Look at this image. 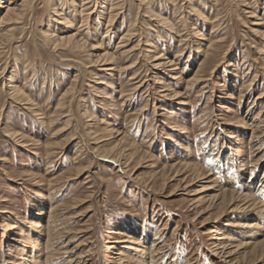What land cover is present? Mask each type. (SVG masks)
Instances as JSON below:
<instances>
[{
    "label": "rangeland",
    "instance_id": "rangeland-1",
    "mask_svg": "<svg viewBox=\"0 0 264 264\" xmlns=\"http://www.w3.org/2000/svg\"><path fill=\"white\" fill-rule=\"evenodd\" d=\"M61 1L73 28L58 30L59 14L28 0L35 12L7 25L13 34L1 45L0 264H69L71 256L73 264H137V252H156L153 240L162 249L152 264H239L251 247L231 261L216 243L240 237L242 211L221 201L225 189L243 191L233 175L244 170L257 187L264 178V0H150L148 8L112 0L120 16L108 32L97 0L84 15ZM202 13L216 16L215 26ZM49 23L51 32L81 30L86 45L53 59L43 43ZM106 51L118 60L92 61ZM13 69L18 97L8 88ZM78 72L67 122L68 102H59Z\"/></svg>",
    "mask_w": 264,
    "mask_h": 264
},
{
    "label": "bare ground",
    "instance_id": "bare-ground-1",
    "mask_svg": "<svg viewBox=\"0 0 264 264\" xmlns=\"http://www.w3.org/2000/svg\"><path fill=\"white\" fill-rule=\"evenodd\" d=\"M5 1V2H4ZM12 0H0V50L1 48H4L2 47L1 45L2 44H5V41L7 42H10V38H11V35L13 34L12 33V29H7V25L9 27V25L13 22H15V20H20L22 19V17L25 15L27 16L28 15H31L32 13L35 12V4H33L29 9L27 7V3H28V0H23L20 4H18L17 2H11ZM43 2H45V4H47L46 6H48V9H49V12L52 14H59L58 18L61 19V21L57 22V28L58 30H62L64 29L62 24L64 26L66 25H74L73 23V19L72 17L70 16L71 15V12H64L63 8H64V3L61 1V0H42ZM70 1V5L74 8L73 10L75 11H78L80 12L82 15H84V7L86 5H88L90 3V0H79L80 1V8L77 7V1L76 0H69ZM85 1V2H84ZM101 0H97V4L96 6H99V8L101 9L100 12H99V15L100 16H104V13H107V17H108V23H107V28H106V32L109 31V28L111 27V25L113 24L114 25V22L116 21V19L120 16V11H119V8H120V3H113L112 0H102L101 3H100ZM215 3L219 2V0H214ZM4 3H7V5H5ZM139 3L141 5H144L145 7H150V4H151V1L150 0H140ZM192 7L193 9L196 11H198L200 14L201 12L199 11V9L197 8V6L192 2ZM13 5V6H12ZM109 5H111V7L109 8ZM62 7V8H61ZM45 8V7H44ZM90 8V7H89ZM88 10V8H87ZM205 10V9H204ZM197 12V13H198ZM165 13V12H164ZM78 14V13H77ZM166 14V13H165ZM89 16H86V17H82V25H87L89 22V19L91 18L90 17V14H88ZM98 15V16H99ZM122 15V14H121ZM154 15V14H153ZM156 16V15H155ZM160 16V15H159ZM163 16V15H162ZM202 18H204V22L205 24L208 26V25H211V26H215L213 25V23L215 24L217 22L216 19V16L212 17V16H207V15H204L202 13ZM252 16V15H251ZM51 17V16H49ZM53 17V16H52ZM152 18V17H151ZM201 18V19H202ZM155 19V18H154ZM54 20V19H53ZM58 20V19H57ZM161 21H164L165 24H167L168 26H171L172 29H176L175 26L173 24H171L169 22V20L167 18H160ZM262 20V19H261ZM158 21V20H157ZM19 22V21H18ZM55 22V21H54ZM16 23V22H15ZM17 24V23H16ZM203 24V23H202ZM261 24V22H260ZM134 25V24H133ZM50 23L48 24V28L47 30H45L44 32V36H45V40L43 43H44V46L46 47V49L48 50L49 54L54 58V56L56 55H61L62 53L67 52V53H77L78 50L83 47V45H86L84 42L85 40L83 38H79V35H80V31L79 29L75 30L73 29V31H70L69 34H61V33H58V32H55V30L53 32H51V28H50ZM68 26V27H70ZM193 28L195 30L194 33H199L201 34V30L196 27L194 24L192 25ZM17 27V26H16ZM56 27V26H55ZM74 26H72L73 28ZM133 27V26H132ZM132 27H128V30H126L127 32L123 35V41H125L126 39L128 38H131L132 37V32H134V29ZM78 28V27H77ZM55 29V28H54ZM44 31V30H43ZM178 31V30H177ZM14 32V30H13ZM60 32V31H59ZM188 33V32H187ZM263 34V33H262ZM15 35V34H14ZM81 36V35H80ZM201 36V35H200ZM209 36V35H208ZM202 38H205L204 37V34H203V37ZM199 39V38H198ZM197 39V40H198ZM84 40V41H83ZM202 40V39H201ZM207 39H205L206 41ZM42 41V39H41ZM6 42V43H7ZM140 42V41H139ZM100 44V43H99ZM139 44V43H138ZM153 44V43H152ZM199 44V43H198ZM201 44V43H200ZM11 45V44H10ZM121 45V44H120ZM137 45V44H136ZM135 45V46H136ZM94 46L96 45H92L91 47L93 48ZM100 46V45H99ZM104 46V45H102ZM123 46V45H121ZM86 47V46H85ZM201 47V45L199 46V48ZM126 48V47H125ZM139 48V47H138ZM96 49V48H95ZM100 49V48H99ZM117 49V48H116ZM212 49V48H211ZM118 50V49H117ZM150 50V49H149ZM147 50V51H149ZM136 51V50H135ZM110 51H106L104 54H101L100 56H98L95 60L93 59L92 61L94 63H100V62H103V63H106L107 61H110V62H115L116 60H118L117 56L114 54V53H109ZM116 52V51H115ZM120 55L122 56V54L125 51H120ZM1 53V51H0ZM131 53V52H130ZM136 53V52H135ZM143 53V52H142ZM145 53V52H144ZM160 53V52H159ZM208 53V52H207ZM98 54V53H97ZM127 54V53H126ZM133 54V53H132ZM140 54V53H139ZM141 55V54H140ZM92 56V55H91ZM119 56V55H118ZM61 57V56H60ZM125 57V56H124ZM128 57V56H127ZM132 57V56H131ZM158 57L162 58L161 57V54L158 55ZM63 59L65 57H62ZM121 58V57H119ZM156 58V57H155ZM61 59V58H60ZM92 59V58H91ZM125 59V58H124ZM132 59V58H131ZM154 59V58H153ZM159 58L156 59V61L158 60ZM169 59V58H167ZM62 60V59H61ZM67 60V59H66ZM69 60V59H68ZM67 60V61H68ZM71 60H74V59H71ZM69 60V61H71ZM120 60V59H119ZM130 60V59H128ZM126 60V61H128ZM162 60V59H160ZM60 61V60H59ZM74 61H79V60H74ZM81 61V60H80ZM155 61V60H154ZM159 61V60H158ZM171 61V60H170ZM62 62V61H61ZM84 62V61H83ZM119 62V61H118ZM173 62V61H172ZM64 63V62H63ZM72 63V62H71ZM75 63V62H74ZM80 63V62H79ZM78 63V65H79ZM93 63V64H94ZM171 63V62H170ZM107 64V63H106ZM111 64V63H110ZM131 67H135L137 65V61H134L133 63H131ZM128 64V65H130ZM167 64V63H166ZM169 64V63H168ZM173 64V63H172ZM85 65V64H84ZM101 65V64H100ZM108 65V64H107ZM155 65V64H154ZM156 65H158L157 67H159V65H165V63H162V62H159V63H156ZM155 65V66H156ZM175 65V63L173 64ZM171 65V66H173ZM127 66V65H126ZM125 66V68H126ZM151 66V65H150ZM165 67V66H164ZM110 68V67H109ZM129 67H127L126 70H128ZM106 69V67H105ZM104 69V70H105ZM120 69V68H119ZM157 69V68H156ZM167 69V68H166ZM172 69H175V68H172ZM122 70V69H121ZM124 70V69H123ZM165 70V69H164ZM111 71V70H110ZM114 70H112L113 72ZM167 71V70H166ZM165 71V72H166ZM171 71V70H170ZM173 71V70H172ZM16 72L15 69L12 70L11 74H10V77H8V88H10L11 90V93L10 94H13L14 97H18L19 95H21V88L19 84H16V75H14V73ZM110 72V73H112ZM174 72V71H173ZM139 73V72H138ZM176 73V72H175ZM174 73V74H175ZM148 75V74H147ZM171 76H173V78H177L176 75L174 76L173 74H170ZM78 76H79V72L78 74H75V78L74 80L72 81V83L70 84L69 88L64 92V94H62V98L60 99V102H59V105L62 107H64L65 103L68 102V112L67 114L65 113L64 116L67 115L68 118V121L67 122H70L72 120L73 115L74 113L73 112V101H74V97H72L75 93V85H76V81L78 80ZM139 75L137 76V74L135 73L133 76H131V79H136L138 78ZM147 77V76H146ZM195 77L197 78V76L195 75ZM194 77V78H195ZM156 78V77H155ZM195 78V79H196ZM30 79V78H29ZM100 79V78H98ZM163 79V78H162ZM175 80V79H174ZM180 80V79H179ZM193 80H191L190 82H192ZM196 81V80H194ZM100 82V81H98ZM139 82V84L136 86L135 89H140L143 84L145 83V80H139L137 81ZM198 82V81H197ZM156 83L157 84H160L162 83L161 80L159 79H156ZM195 83V82H194ZM99 84V83H98ZM100 84H102L100 82ZM190 85V83H189ZM77 86V85H76ZM168 86V85H167ZM162 87V86H161ZM169 87V86H168ZM173 88V87H172ZM168 89V88H167ZM97 90V89H96ZM174 90V89H173ZM169 91V90H168ZM177 91V90H176ZM23 92V91H22ZM163 92V91H162ZM175 92V91H174ZM253 92V91H252ZM25 92H23L24 94ZM176 95L179 94V92H175ZM27 94V93H26ZM171 94V93H170ZM25 95V94H24ZM70 95V96H69ZM28 96V94H27ZM69 96V99H67V97ZM98 96V95H97ZM102 96V95H101ZM172 96V95H171ZM174 96V95H173ZM178 96V95H177ZM176 96V97H177ZM99 97V96H98ZM109 97V95H108ZM167 97V96H166ZM260 97H264V91L261 92V95ZM171 98V97H170ZM173 98V97H172ZM30 99V97H29ZM28 99V100H29ZM171 100V99H170ZM22 101V100H21ZM27 101V100H26ZM31 101V100H30ZM20 102V100H19ZM28 102V101H27ZM30 103V102H29ZM34 103V102H32ZM28 104V103H27ZM25 105V104H23ZM32 105V104H31ZM34 106V105H33ZM30 107V106H29ZM58 108V106H57ZM28 109V108H27ZM34 109V108H33ZM37 109V107L35 108ZM39 109V108H38ZM59 109H62V108H59ZM144 109H146V107H144ZM35 111V110H34ZM38 111V110H37ZM38 114L39 111L37 112ZM91 112L86 111V114L89 116L88 117V120L92 119L91 118ZM63 116V117H64ZM94 116V115H93ZM39 117V116H38ZM86 117V116H85ZM44 118V117H43ZM44 121V120H43ZM258 126V125H257ZM67 129V128H66ZM258 129V127L256 128ZM12 132V131H11ZM117 131H115L116 133ZM14 133V132H12ZM88 133V131H87ZM10 133H8L9 135ZM89 134V133H88ZM7 135V136H8ZM16 136V134H14ZM18 135V134H17ZM75 135V134H74ZM118 135V134H116ZM14 136V137H15ZM90 136V135H89ZM71 138V137H69ZM116 138V137H115ZM72 140V139H71ZM105 140V139H104ZM120 140V139H119ZM100 141V140H99ZM120 143V142H118ZM125 143V142H124ZM117 144V143H116ZM67 145V143H66ZM119 145V144H118ZM58 147V146H57ZM118 147V146H117ZM49 148V147H48ZM47 148V149H48ZM124 148V147H123ZM113 149V148H112ZM119 149V148H118ZM139 149V148H138ZM110 151V150H109ZM112 151V150H111ZM123 151V150H122ZM121 151V153H122ZM53 152V151H52ZM117 152V151H116ZM119 152V151H118ZM143 152V151H142ZM141 152V153H142ZM146 152V151H145ZM50 153V152H49ZM54 153V152H53ZM135 153V152H134ZM133 153V154H134ZM147 153V152H146ZM55 154V153H54ZM109 154V153H108ZM132 154V153H131ZM136 154V153H135ZM107 155V154H106ZM105 155V156H106ZM114 155V154H113ZM122 155V154H121ZM143 155V154H142ZM146 155V154H145ZM108 157V156H107ZM116 157V156H115ZM132 158V157H131ZM139 158V157H138ZM235 158V157H233ZM127 159V158H126ZM133 159V158H132ZM140 159V158H139ZM129 160V159H128ZM118 161V160H117ZM257 163V162H256ZM255 164V163H254ZM82 168V167H81ZM173 168V167H172ZM219 168V167H218ZM228 168V167H227ZM84 169V168H83ZM86 169V168H85ZM89 169V168H88ZM238 169V168H237ZM244 169V168H243ZM90 170V169H89ZM165 170V169H164ZM80 171V170H79ZM88 171V170H86ZM163 171V170H162ZM226 171V170H224ZM81 172V171H80ZM164 172V171H163ZM162 172V174H163ZM200 172V171H199ZM198 172V173H199ZM203 172V171H202ZM220 172V171H219ZM165 173V172H164ZM233 173V172H232ZM246 171L244 170H239V172H237V174L233 175V179L234 181L237 179L239 184L241 186H243V191H237L236 189L234 190H224L222 191V195L223 197L222 198V203L225 204L226 206H231V207H235L237 206L241 211L242 213L239 214V217L242 218V223H241V226L240 228H238V238H240V240H237L238 238H236L235 242L236 243H233V242H230V243H227L225 245H222V242L221 244H217L216 245H219V250H220V253L222 254V256H226L227 258H229V260L233 261V258H237L238 256V252L241 250V249H245L247 247H251L250 250H248L247 252H244L243 253V256L242 258L239 257L237 258L236 262L239 263V264H257L258 261L257 260H260V259H263L264 261V238H261L259 239L263 234L264 232V211L260 208H258L260 202H259V199L257 198L256 194L258 195H261L262 197H264V185H262L264 183V178L260 179V182H263L260 186L257 187V185H253L251 184L250 180L244 176H246ZM80 174V173H79ZM252 174V173H251ZM227 175V174H225ZM197 177V176H196ZM232 177V176H231ZM250 178V177H249ZM233 181V184L236 182ZM226 182V181H225ZM236 190V191H235ZM256 190V191H254ZM260 197V196H259ZM244 201V204H241V205H238L239 204V201L242 202ZM194 203V202H193ZM219 203V202H218ZM218 206V205H217ZM251 206H253L251 208ZM255 206L258 208V211H254V208ZM225 207V206H224ZM223 207V208H224ZM220 209H221V206H220ZM236 209V208H235ZM238 209V210H239ZM224 210V209H223ZM221 211V210H220ZM223 212V211H222ZM220 213V212H219ZM222 214V213H221ZM52 215V214H51ZM52 218V217H51ZM240 218V219H241ZM55 220V219H54ZM39 231V230H38ZM41 232H36V237L38 238H42ZM219 234V233H218ZM40 236V237H39ZM244 237V238H242ZM246 239V240H245ZM149 240V239H148ZM251 240V241H250ZM20 241V240H19ZM117 241H114L112 243H116ZM149 242V241H148ZM152 244H151V249H154L156 252L152 255H150V252L147 250H145L144 252V255H141L140 253L141 252H137L136 253V256L139 258L138 259V262L137 264H152V260L157 256V253H160V249H162L160 246L157 245L156 248H154V243L155 241H151ZM229 242V241H228ZM128 247V246H126ZM132 247V246H131ZM130 247V248H131ZM129 248V247H128ZM129 248V249H130ZM146 248V247H145ZM139 251V250H138ZM153 251V250H152ZM147 252V254H145ZM131 253V252H130ZM34 254V252H33ZM143 254V253H142ZM237 254V255H236ZM123 255V254H122ZM30 259V258H29ZM31 264H35V262L33 261L34 259L31 258ZM39 259V257H38ZM137 259V258H136ZM29 261V260H28ZM38 261V260H37ZM127 261V260H126ZM137 261V260H136ZM77 262V259L74 260V257L71 256V259L69 260V264H73V263H76ZM121 262V261H120ZM27 264V263H26ZM110 264H117L116 262L114 261H111ZM121 264V263H119ZM161 264V263H160ZM163 264V263H162ZM173 264V263H171ZM175 264V263H174ZM231 264V262H230ZM233 264H236V263H233ZM264 264V262L262 263Z\"/></svg>",
    "mask_w": 264,
    "mask_h": 264
}]
</instances>
